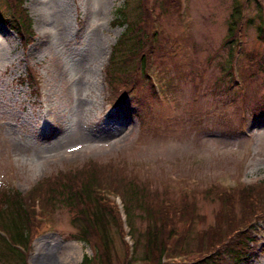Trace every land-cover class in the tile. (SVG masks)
Returning <instances> with one entry per match:
<instances>
[{"label": "rangeland", "instance_id": "374dc122", "mask_svg": "<svg viewBox=\"0 0 264 264\" xmlns=\"http://www.w3.org/2000/svg\"><path fill=\"white\" fill-rule=\"evenodd\" d=\"M126 1L23 0L33 24L28 44L0 20V191L24 195L61 172L91 162L112 165L104 177L125 202L138 200L126 194L133 193L127 191L133 180L140 181L158 201L196 202L206 220L194 231L207 229L215 222L222 189L264 181V70L254 66L264 61L259 3L181 0L184 12L178 14L167 0H138L153 9L152 17L133 9L128 15L151 24L157 34L154 66L146 71L163 92L158 98L148 83L126 93L106 80L112 48L126 31V25L115 24ZM11 3L0 0V17L16 18ZM235 4L244 7L238 39L245 87L230 85L221 93L228 77L220 66L236 50L227 43ZM135 100L141 102L137 113ZM247 128L250 136L243 135ZM149 195L146 202L152 201ZM72 209L56 206L52 227L45 226L28 251L29 264H81L92 257L86 244L72 238L78 231ZM132 210L134 225L144 231L148 222ZM116 237L123 258L124 245ZM260 245L251 264H264V232ZM72 247L77 255L65 260Z\"/></svg>", "mask_w": 264, "mask_h": 264}, {"label": "trees", "instance_id": "16d2710c", "mask_svg": "<svg viewBox=\"0 0 264 264\" xmlns=\"http://www.w3.org/2000/svg\"><path fill=\"white\" fill-rule=\"evenodd\" d=\"M11 1L16 21L13 17H0V20L11 26L27 44L30 39L26 34L30 36L33 33L32 20L17 5L23 0ZM256 1L262 19L257 28L258 38L264 42V9L260 8H264V4L260 0ZM128 2L117 11L115 24L127 27L113 48L106 71L108 84L115 90L119 86L117 84H120L125 92L133 88L139 78L144 80L147 62L156 48V34L151 32L152 25H142L138 17L128 15L129 9H133L132 13L138 12L143 16L148 13V17H152L149 12L153 9L143 6L138 0H132L129 6ZM166 2L172 8H179L180 0ZM243 9L242 4H235L231 15L227 38L231 52L237 45L238 32L243 25ZM249 22L252 25L253 19ZM132 63L137 65L129 71L127 65ZM227 64L221 65L220 69L225 76L231 77L232 70ZM146 82H149L148 78ZM111 166L91 162L75 172H61L44 179L25 195L19 192H0V230L7 234L0 235V264H28V251L40 234L41 220L50 215L52 217L56 206H66L76 211L72 222L78 231L72 238L85 243L93 252V256L84 257L81 264L249 263V250L256 243L258 229L261 224L264 225V183L240 188L238 191L218 193L221 206L215 215V222L200 231H194L195 227L203 223L206 217L200 215L198 204L193 200L184 198L179 204L173 200L158 201V194L144 189L147 186L126 194L130 199L138 197L133 204L127 200V209L131 212L129 228L132 232L129 235L138 246L137 249L134 247L136 254L134 252L131 256L130 247L125 242L123 220L110 196L121 192L113 186L109 177H104L108 176ZM134 183L137 184L136 181ZM127 191L133 192L130 189ZM149 194L152 201L146 202L145 198ZM205 197H211V192L205 194ZM132 208L141 213V221L148 222L144 231L134 225L136 216ZM116 235L124 245L123 258L118 256L115 248ZM19 247L26 249V252Z\"/></svg>", "mask_w": 264, "mask_h": 264}, {"label": "bare ground", "instance_id": "6f19581e", "mask_svg": "<svg viewBox=\"0 0 264 264\" xmlns=\"http://www.w3.org/2000/svg\"><path fill=\"white\" fill-rule=\"evenodd\" d=\"M76 255H77V250L75 249V247H72L68 252H66V254H64V258L65 260H68L69 258H72Z\"/></svg>", "mask_w": 264, "mask_h": 264}]
</instances>
